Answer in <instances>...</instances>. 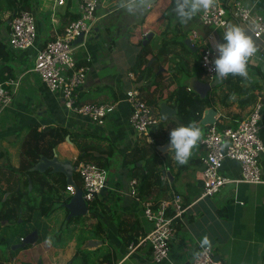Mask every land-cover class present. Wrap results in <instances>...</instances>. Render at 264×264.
<instances>
[{"label":"crops","instance_id":"crops-1","mask_svg":"<svg viewBox=\"0 0 264 264\" xmlns=\"http://www.w3.org/2000/svg\"><path fill=\"white\" fill-rule=\"evenodd\" d=\"M81 1L65 0L63 5H59L57 0H31L28 10L36 17L38 38L34 48L24 51H13L10 48L8 43L10 21L7 19L11 13L1 12L3 17L0 21V40L12 57L8 61L0 59V70L12 79H19L20 85L10 106L0 112V158L7 156L11 161L10 166L18 167L17 158H20L21 144L29 124H38L41 129L47 126H62L70 132L107 137L114 146L115 155L105 167L108 172L107 187L97 199L108 206H114L117 213L133 214L137 220L135 225L137 224V229L139 228L142 234L141 238L151 228L150 222L143 216L144 204L148 202L158 204L179 194L187 210L182 219L175 222V237L169 254L172 262L175 264L192 262L203 246L201 239L207 236L208 245L214 249L216 257L223 264H264V154L260 160L262 183L229 184L213 197H202L204 149L200 145V139L183 169L178 173L176 169L168 167L163 170L169 171L172 179L164 176L162 172L161 189L169 187L170 192L161 195L158 200H156L160 192L158 188L154 189L153 195L145 200L146 202L136 198L137 181L131 177L129 170L120 168L122 156L143 137H138L130 124L131 109L125 99L126 93L137 90L145 102H150L155 98L156 92L149 90V86L156 82L164 86L169 94L176 87L181 63L187 66L188 71L193 72L194 67L200 64L204 49L209 48L216 56L215 44L220 40L221 34L233 25L242 27L241 24L231 16L225 27L209 28L200 21L203 10L187 24H182L175 16L174 0H155L148 7L139 6L140 0H99L94 35L83 44H79L75 51L77 64L89 68L80 93V102L115 105L114 111L107 116L105 123L99 126L67 110L61 96L51 93L34 71L37 50L57 36L55 31L58 34L64 32L68 24L79 14ZM236 1L251 8L254 14L264 17V0H229L227 5L229 11H232L233 3ZM193 31L198 34L199 40L190 48L185 40L189 39ZM148 34H152L147 40L150 52L143 63L133 69L138 49L147 43L143 44V41ZM210 35L212 38H209ZM165 36L170 44L167 46V52L163 53L161 48ZM174 42H184L190 51ZM258 51L263 53L261 49ZM196 80L208 83L220 80L204 102L201 119L197 124L201 130V137L209 125L218 123L223 128L235 126L251 111L260 97L264 103V80L253 71L248 78L230 74L228 81L217 79L216 76L210 80L203 71L194 78L182 80L187 87L185 93L193 91L191 84ZM143 86H147L148 89L141 91ZM151 109L154 117L157 112L160 115V106L157 111ZM209 110L215 113L208 116ZM174 117L175 115L171 119ZM203 120L209 121V124L201 125ZM260 136L264 142V107L261 113ZM146 140L148 143L153 142L152 129ZM53 154L61 161L69 160L73 163L78 150L69 137V142L65 139L55 147ZM166 155L174 158L169 148ZM221 172L228 178L238 179L240 165L237 162L226 161ZM133 181L135 184L132 186ZM13 183L14 173L9 167L4 169L0 167V188L8 189ZM1 206L2 203L0 209ZM100 220L105 229L104 238L92 237L93 232L90 231L87 233L89 236L87 239L97 238L103 241L102 246L89 250L92 255L97 254L99 258L109 255L108 259L104 260L105 264H154L147 247L141 246L130 252L121 244L117 237L116 222L111 217L101 215ZM63 221L61 212H56L45 219L52 232L65 229ZM96 221V218H92L86 223L90 225ZM0 228V234L12 233L10 229L7 230L4 222ZM77 234L75 233L72 239L66 237L62 240L65 244L63 248L59 247L62 242L58 241L55 244L50 241L36 242L28 249H21L12 260L7 259L6 263L37 264L38 261H42V264H71L76 252ZM20 243L21 241L18 244ZM13 246L6 248L7 253L4 255L5 246L0 245V261L10 256Z\"/></svg>","mask_w":264,"mask_h":264},{"label":"built area","instance_id":"built-area-1","mask_svg":"<svg viewBox=\"0 0 264 264\" xmlns=\"http://www.w3.org/2000/svg\"><path fill=\"white\" fill-rule=\"evenodd\" d=\"M63 5L65 0H57ZM99 0H82L79 3V14L68 24L64 32L52 38L37 50L34 71L40 76L51 93L61 96L65 108L91 123L103 125L107 116L114 111L111 104H82L80 93L85 84L89 68L77 64L75 51L79 44L75 41L83 35V42L94 35L96 10ZM231 16L238 20L242 28L250 30L256 43L257 51L249 57L248 63L254 69L264 71V17L254 14L251 8L236 1L232 11L227 9L221 0H213L212 5L203 10L200 21L212 29L225 27ZM38 38L37 21L33 12L21 10L16 12L9 23L8 43L13 51H24L34 48ZM209 38H212L210 35ZM192 46L198 43V34L189 35ZM83 44V43H81ZM80 44V45H81ZM259 49L263 53H259ZM215 53L205 48L200 64L204 73L213 80L215 77L212 63ZM228 76L221 80L226 81ZM19 79H12L0 70V112L10 106L13 96L19 87ZM126 101L131 109L130 124L138 137H148L157 123L151 107L142 99L137 90L126 93ZM264 107L260 97L251 111L237 122L235 126L219 128L209 125L200 138L204 149L202 158V197H213L229 185L240 183L260 184L263 182L260 160L264 154V142L260 136L261 113ZM226 161L240 165V178L231 179L222 174ZM78 172L82 180L83 198L88 206L95 202L107 187L108 172L95 163H81ZM135 181L132 182V186ZM67 190L74 194L72 186ZM187 207L182 197L175 194L158 204H144L143 216L150 222V231L136 244L129 245L130 252L141 246L150 250L154 264H175L169 258L171 243L175 237V222L181 220ZM23 238H21L22 242ZM189 264H223L210 245H203Z\"/></svg>","mask_w":264,"mask_h":264},{"label":"trees","instance_id":"trees-1","mask_svg":"<svg viewBox=\"0 0 264 264\" xmlns=\"http://www.w3.org/2000/svg\"><path fill=\"white\" fill-rule=\"evenodd\" d=\"M228 1L221 0L225 6L228 5ZM30 4L31 0H0V14L4 11L10 12L11 14L7 20L11 21L16 12L28 10ZM174 43L186 49V51H190L184 42ZM169 44L170 41L165 36L161 52L166 53ZM138 50L139 53L133 69L139 67L149 54V42L141 45ZM11 57L12 55L6 49L5 44L0 40V59L8 61ZM186 67L183 63L180 64L176 87L169 94L165 91L164 86H161L159 83L155 82L149 86V90L156 92V96L150 102L146 101L147 104L153 110L157 111L159 110L160 104L165 102L168 106L176 110L174 119L172 120L170 118L165 121H160V115L157 112L155 114L157 123L152 128L153 142L148 143L146 137H142L139 143L135 144L122 156L120 162V168L129 170L131 177L137 181L135 197L144 202L153 195L155 188L160 189L156 200L161 195L170 192L169 187L161 189L163 185L162 172L165 168L176 169L178 173L185 167L184 164L177 163L170 155L162 156L156 147L169 142V131L173 127L181 124L187 125L189 123L197 126L204 109V102L207 101L208 96L205 99H201L194 91L185 93L187 87L182 80L194 78L203 72L201 64H197L193 72L188 71ZM247 70V78L250 77L253 71L264 80V72H261L260 69H254L248 62ZM229 76L230 74L226 81L229 80ZM147 89V86H143L141 91ZM184 103L185 105H182ZM216 125L219 128H223L218 123ZM26 129L20 150L19 167L17 169L11 166L9 167L15 174H20L21 178L16 180V186L18 183L20 187L17 190L16 188L0 189V203H2L0 209V225L4 222L7 230L10 229L12 232L10 235L9 233H5V235L0 234V245L10 248L20 242L17 239L18 236L19 238H24L34 230H37L39 234L37 243L50 241L52 244H55L56 241L62 242L66 237L72 239L73 235L78 233L75 240L76 252L71 264H105L104 260L108 259L109 255L106 254L102 258H99L97 254L92 255L89 250L83 251L80 249L83 242L89 237L87 236L89 231L93 232L92 237L104 238L105 229L100 220L101 215L109 216L116 222L117 237L123 246L128 248L129 245L136 244L142 234L139 232V228L137 229V224L135 225L137 220L133 214L117 213L114 206H108L99 199H96L89 207V216L67 220L68 210L65 208V204L69 202L72 195L67 190L68 185L66 184L65 176L61 173H53L50 169L45 172L34 170L35 165L42 157H53L55 147L63 143L67 136L71 138L72 143L75 144L78 150V155L73 161L75 166L78 167L81 163L91 162L105 168L115 155L114 146L107 137L70 132L69 129L62 126H47L41 129L38 124H29ZM143 163L144 165H142ZM73 178L82 189V180L78 171L74 173ZM29 179L32 184L31 189H29ZM6 192H9V196L5 202H2V198ZM59 211L65 213L63 225L66 228L52 232L49 225L45 222V219ZM92 218H96L97 221L94 224H87L86 221ZM14 229L17 232H14ZM64 245V242H62L59 247L63 248ZM30 246L28 245L24 249H28ZM20 250L10 251V256L0 261V264H8L6 263L7 259H13Z\"/></svg>","mask_w":264,"mask_h":264},{"label":"clouds","instance_id":"clouds-1","mask_svg":"<svg viewBox=\"0 0 264 264\" xmlns=\"http://www.w3.org/2000/svg\"><path fill=\"white\" fill-rule=\"evenodd\" d=\"M147 0H140L139 6H146ZM213 0H174L175 16L182 24H187L201 10H207ZM217 55L213 59L214 72L217 79L229 74L247 77V62L256 51V43L248 29L233 25L221 34L215 44ZM201 137L199 127L189 123L173 127L169 131V150L174 159L183 165L187 163L192 150ZM71 194V193H70ZM207 236L201 239V245H208Z\"/></svg>","mask_w":264,"mask_h":264},{"label":"water","instance_id":"water-1","mask_svg":"<svg viewBox=\"0 0 264 264\" xmlns=\"http://www.w3.org/2000/svg\"><path fill=\"white\" fill-rule=\"evenodd\" d=\"M155 2V0H147L146 7L150 4ZM152 37V34H148L143 41V44L147 42ZM83 43V35H80L78 39L75 41V44ZM185 43L188 47L192 48V44L189 39L185 40ZM220 80H216L213 83L208 82H201V81H194L191 84V88L194 92H196L201 99H205L209 92L219 84ZM208 116L211 113H215L213 110H209ZM176 114V110L168 106L165 102L160 104V118L161 121H165L168 118H171ZM209 121L203 120L201 125H207ZM213 124V123H212ZM66 141L69 142V137H66ZM169 148V143H166L163 146H157L156 149L162 153V155H166V151ZM144 165V163L142 164ZM139 166V165H138ZM51 170L53 173H61L65 176L66 184L68 186H72L74 189V194H72L71 199L68 203L65 204V208L68 210L67 220L71 218H78V217H87L89 216V208L83 198V191L75 182L73 175L75 172L78 171V167L75 166L69 160H59L57 155L55 154L52 158L42 157L41 160L35 165L34 170L45 172L46 170ZM164 176H167L170 180L172 179L171 173L169 171L163 172ZM30 183V179H29ZM32 188V184H29V189ZM9 193H6L2 199V202H5ZM21 222V220H20ZM39 234L37 230H34L32 233L28 234L26 237L23 238L20 244L14 245L13 250L16 249H23L28 245H33L38 241ZM103 241L97 238H91L84 241L82 246L80 247L81 250H91L102 246ZM37 264H42V261H38Z\"/></svg>","mask_w":264,"mask_h":264},{"label":"rangeland","instance_id":"rangeland-1","mask_svg":"<svg viewBox=\"0 0 264 264\" xmlns=\"http://www.w3.org/2000/svg\"><path fill=\"white\" fill-rule=\"evenodd\" d=\"M0 17H3V15L1 14L0 15ZM21 146H22V144H21ZM19 161H20V158H17V165H18V167H19ZM10 164H11V161H10V158H8L7 156H5V157H1L0 158V167L2 168V169H4L5 167H10ZM12 167V166H11ZM17 167V168H18ZM13 168V167H12ZM17 168H14V169H17ZM10 169V168H9ZM11 172H13V171H11ZM14 173V172H13ZM21 178V176H20V174H15L14 173V179H15V183H13L12 184V187H9V189H15L16 188V190L18 189V187H20L19 185H18V183H17V186H16V180L17 179H20ZM23 180V179H22ZM1 189V188H0ZM3 190V189H2ZM6 193H9V192H6ZM5 193V194H6ZM4 194V195H5ZM4 197V196H3ZM3 199V198H2ZM59 212H61V214H62V218H64V212L63 211H59ZM60 214V213H59ZM14 232H17V230L16 229H14L13 230ZM18 241H20L21 240V238H19V236H18ZM13 248V247H12ZM11 248V249H12ZM105 248V247H104ZM104 248H103V250H104ZM8 249V248H7ZM13 251H15V250H13ZM4 252H5V254L4 255H6V253H7V251H6V247L4 248ZM10 260H12V259H10Z\"/></svg>","mask_w":264,"mask_h":264},{"label":"bare ground","instance_id":"bare-ground-1","mask_svg":"<svg viewBox=\"0 0 264 264\" xmlns=\"http://www.w3.org/2000/svg\"><path fill=\"white\" fill-rule=\"evenodd\" d=\"M21 241V240H20Z\"/></svg>","mask_w":264,"mask_h":264}]
</instances>
